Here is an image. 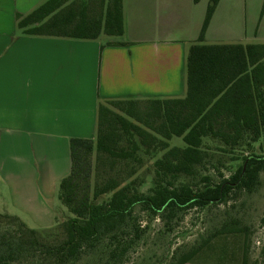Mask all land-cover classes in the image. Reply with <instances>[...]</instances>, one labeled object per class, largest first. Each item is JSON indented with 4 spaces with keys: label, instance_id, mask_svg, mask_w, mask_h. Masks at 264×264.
Instances as JSON below:
<instances>
[{
    "label": "trees",
    "instance_id": "16d2710c",
    "mask_svg": "<svg viewBox=\"0 0 264 264\" xmlns=\"http://www.w3.org/2000/svg\"><path fill=\"white\" fill-rule=\"evenodd\" d=\"M219 2L210 0L200 38L187 54L185 97L100 102L95 139L70 141L71 170L60 183L58 200L72 216L44 234L18 217L0 215L18 224L15 234L0 235V264L24 254H38V264H75L104 243L106 263L117 264L146 232L138 211L171 221L191 209L227 203L236 192L256 190L264 171V44H205ZM17 28L30 37L121 38L123 0H47L28 15H17ZM174 137L183 138L185 146L170 148ZM145 157L154 160L148 193L139 190L138 179L127 182ZM224 158L237 167L228 179L212 184L205 177L202 187L194 183L199 169L224 165ZM244 231L233 228L214 237ZM205 244L170 264H193ZM242 264H248L247 251Z\"/></svg>",
    "mask_w": 264,
    "mask_h": 264
},
{
    "label": "crops",
    "instance_id": "0c3cea01",
    "mask_svg": "<svg viewBox=\"0 0 264 264\" xmlns=\"http://www.w3.org/2000/svg\"><path fill=\"white\" fill-rule=\"evenodd\" d=\"M46 1L0 0V215L33 230L66 217L58 195L70 141L95 139L100 102L185 97L187 54L210 2L123 0L116 40L21 35L17 15ZM263 3L220 0L204 43L264 44Z\"/></svg>",
    "mask_w": 264,
    "mask_h": 264
},
{
    "label": "rangeland",
    "instance_id": "374dc122",
    "mask_svg": "<svg viewBox=\"0 0 264 264\" xmlns=\"http://www.w3.org/2000/svg\"><path fill=\"white\" fill-rule=\"evenodd\" d=\"M110 39L119 38L101 37L102 41ZM262 144L264 142L260 145L262 146ZM169 146L170 148H183L185 143L183 138L174 137L169 141ZM224 161V165H210L199 169L194 183L198 187H202L204 184L201 179L205 177L210 178L212 184H218L222 180L228 179L237 167L229 163L227 158H224ZM153 163L154 160L148 157L143 158V165L140 168L132 162L133 165H136L137 171L127 182L138 179L139 184L143 183L139 190L148 193L153 187L152 172L148 170ZM127 173V169L122 172L124 176H127ZM180 181L188 182L184 179ZM59 205L65 216H72L60 202ZM263 216L264 171L260 175L258 187L252 193L236 192L230 196L227 203L210 206L203 210L191 209L182 214L179 213L171 221L150 218L146 213L138 211L136 213L137 222L139 225L142 224V227H146V232L140 241L131 245L127 254L117 264H170L173 257L182 252L202 247L204 243L207 244L203 246L193 264H242L245 251H247L248 264H264ZM55 228L42 232L46 234ZM233 228H241L245 231L214 237L220 231ZM16 232H18L17 223L0 219V235L9 237L8 234ZM125 239V241L131 240L129 236ZM105 245L106 243L95 252L83 256L75 264H116L115 262L106 263L107 256L103 253ZM38 260H40L38 254L32 257L24 254L11 264H38Z\"/></svg>",
    "mask_w": 264,
    "mask_h": 264
}]
</instances>
